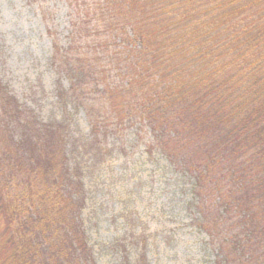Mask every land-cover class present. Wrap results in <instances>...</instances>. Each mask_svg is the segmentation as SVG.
Here are the masks:
<instances>
[{
	"label": "trees",
	"instance_id": "trees-1",
	"mask_svg": "<svg viewBox=\"0 0 264 264\" xmlns=\"http://www.w3.org/2000/svg\"><path fill=\"white\" fill-rule=\"evenodd\" d=\"M61 1L63 29L38 5L58 113L43 120L0 78V264H98L86 173L136 147L182 180L213 264H264V0ZM145 249L131 264H150Z\"/></svg>",
	"mask_w": 264,
	"mask_h": 264
},
{
	"label": "rangeland",
	"instance_id": "rangeland-1",
	"mask_svg": "<svg viewBox=\"0 0 264 264\" xmlns=\"http://www.w3.org/2000/svg\"><path fill=\"white\" fill-rule=\"evenodd\" d=\"M42 2L0 0V78L2 90L46 121L58 113L54 97L59 77L49 65L51 45L38 9ZM49 3L54 7L51 18L63 29L65 12L54 11L62 1ZM78 115L73 131L87 136L84 111ZM2 117L5 113L0 115V140L9 133ZM116 140L110 137L109 145ZM128 141L133 145L134 140ZM143 150L129 148L109 162L94 161L86 173L89 200L83 216L98 264H131L144 247L150 264H213L208 238L190 225L182 180L149 160ZM2 155L7 152L0 147ZM4 164L10 162L0 160ZM10 205L0 190V223Z\"/></svg>",
	"mask_w": 264,
	"mask_h": 264
}]
</instances>
